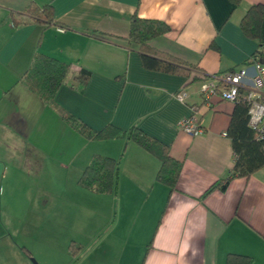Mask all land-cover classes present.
<instances>
[{
    "label": "crops",
    "instance_id": "obj_1",
    "mask_svg": "<svg viewBox=\"0 0 264 264\" xmlns=\"http://www.w3.org/2000/svg\"><path fill=\"white\" fill-rule=\"evenodd\" d=\"M259 4L264 0L236 7L228 0H0V264H225L229 254L264 264V168L204 195L234 165L224 134L235 105L205 102L203 82H193L249 68L264 53V8L259 40L240 30ZM31 5L51 6L53 24L21 16L15 26L13 15ZM133 15L169 27L148 45L186 64L188 76L143 67L125 40ZM38 54L70 67L50 102L21 81ZM80 71L90 74L85 85L74 80ZM65 115L94 131L138 127L167 145L182 163L176 188L156 182L158 160L134 143L88 141ZM191 115L202 135L179 130ZM93 155L118 162L113 194L78 186ZM70 244L80 247L74 255Z\"/></svg>",
    "mask_w": 264,
    "mask_h": 264
},
{
    "label": "trees",
    "instance_id": "obj_2",
    "mask_svg": "<svg viewBox=\"0 0 264 264\" xmlns=\"http://www.w3.org/2000/svg\"><path fill=\"white\" fill-rule=\"evenodd\" d=\"M233 6H238L242 0H228ZM264 4L252 6L245 13L240 22V30L243 35L251 40L260 39V28L263 17ZM21 16H27L32 22L53 24V11L51 6L39 8L31 5L22 10L19 15H13L15 26L22 24ZM169 31V27L158 20L143 19L133 15L129 23L128 36L125 39L128 46L136 48L141 54L142 65L150 71H158L172 75L188 76L189 72L183 66L186 65L168 55L160 53L149 47L148 43L153 39L163 36ZM96 37L108 40L104 34L95 33ZM116 40V39H115ZM255 60L264 62V53L258 51L251 58V65ZM70 74L68 64L55 58L38 54L34 57L30 68L25 72L21 81L33 93L50 102L56 92L66 83ZM222 74V73H221ZM221 74H216L217 76ZM213 75V76H216ZM213 76H200L193 82H207ZM90 77L87 71H80L74 80L80 85H85ZM246 91L241 89L234 102L235 108L230 118L226 136L231 141L234 154V165L230 176L212 185L204 195L213 191H224L233 177L248 178L264 168V142L257 140L255 132L249 127L248 106L245 101ZM70 127L88 141H112L126 140L132 142L146 153L158 160L160 167L156 174V182L167 186L171 191L176 188L182 163L170 156V148L160 141L148 136L138 127H132L126 131L113 126H107L100 131H94L79 119L70 115L63 117ZM118 162L112 158L101 155H93L78 179V186L90 193L97 195H110L116 190ZM70 252L75 254L80 247L70 244ZM29 255L28 251L25 250ZM253 259L248 256L229 254L225 264H252Z\"/></svg>",
    "mask_w": 264,
    "mask_h": 264
},
{
    "label": "built area",
    "instance_id": "obj_3",
    "mask_svg": "<svg viewBox=\"0 0 264 264\" xmlns=\"http://www.w3.org/2000/svg\"><path fill=\"white\" fill-rule=\"evenodd\" d=\"M59 31L63 32L64 30L59 29ZM201 89L205 102L217 97L233 104L239 91L241 89L245 90L249 127L255 132L257 140L264 142V62L255 60L249 68L228 71L219 76H213L210 81L203 82ZM174 97L177 101L184 102L186 92L182 90ZM192 112L195 114V110L192 109ZM178 126L181 132L191 137L202 135L204 132L194 115L182 118Z\"/></svg>",
    "mask_w": 264,
    "mask_h": 264
},
{
    "label": "water",
    "instance_id": "obj_4",
    "mask_svg": "<svg viewBox=\"0 0 264 264\" xmlns=\"http://www.w3.org/2000/svg\"><path fill=\"white\" fill-rule=\"evenodd\" d=\"M33 264H37L34 260H32Z\"/></svg>",
    "mask_w": 264,
    "mask_h": 264
}]
</instances>
